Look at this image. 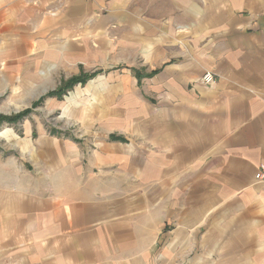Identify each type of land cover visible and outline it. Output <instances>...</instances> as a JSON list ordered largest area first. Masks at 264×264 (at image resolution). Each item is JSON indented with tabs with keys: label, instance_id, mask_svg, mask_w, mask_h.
<instances>
[{
	"label": "crops",
	"instance_id": "0c3cea01",
	"mask_svg": "<svg viewBox=\"0 0 264 264\" xmlns=\"http://www.w3.org/2000/svg\"><path fill=\"white\" fill-rule=\"evenodd\" d=\"M139 50L147 86L136 67L90 65ZM98 70L122 71L106 79L103 116L80 101L81 138L24 140L28 169L0 152V264L254 263L264 0H0V97L31 103Z\"/></svg>",
	"mask_w": 264,
	"mask_h": 264
},
{
	"label": "rangeland",
	"instance_id": "374dc122",
	"mask_svg": "<svg viewBox=\"0 0 264 264\" xmlns=\"http://www.w3.org/2000/svg\"><path fill=\"white\" fill-rule=\"evenodd\" d=\"M164 7L165 11L168 12V8H166V6ZM90 65L92 70H109L111 67L113 68L121 65L136 67L133 69L140 74L141 78L139 77V82L146 86L148 85V80L145 78L150 77L152 73L155 72H150L153 69V66L150 65L149 60L147 61L145 59L142 50H139L137 53L135 52L132 56L123 55V59L118 58L117 60L112 59L111 54L109 53L104 54L97 52V57L91 60ZM127 70L131 71L130 69ZM118 71L102 73V70H98V72H96L97 75L100 74L98 77L95 76V79H90L89 82L86 83L87 85L84 84L83 86H80V84H78L79 86H74L73 89L67 91L62 98L50 97L47 94L55 92L58 88L63 87L64 83L71 78L66 79L65 77H60L57 82L58 87H56L55 90L46 93H36L31 103L17 102L13 98L14 95L10 93L0 97V133L5 129H11L15 134L14 138L0 136V152L2 153V156L5 158L11 157L17 160L20 166L24 165L26 168H29L30 165L26 162L25 156L20 153L19 149L20 143L24 140H27V142L31 144L30 139H35L34 137L38 136L37 134H39L40 131L53 135L57 133V130L61 132H70L72 135L81 138L84 135V132L87 131L81 129L82 127L78 123V120L82 115V109L89 105L83 104L81 106L80 101L86 104L92 103L89 106V109L98 110L97 106L103 105L102 102L103 99H105L104 97L109 95V91H112L110 89L111 86L116 82H107L106 79L108 77L110 78L109 74L117 75ZM121 71L122 70L119 72ZM82 74L84 73H81L80 75ZM140 90H143V86ZM148 91L146 96H148V100L151 104L153 103L151 101H155L157 94L148 93ZM72 96H74L75 101L70 104L67 99ZM113 99L115 98L113 97ZM113 110L119 111V109ZM98 111L100 112L98 115L103 116L102 113L105 109H100ZM257 249L258 257L254 263L252 261V264H264V245H258Z\"/></svg>",
	"mask_w": 264,
	"mask_h": 264
},
{
	"label": "trees",
	"instance_id": "16d2710c",
	"mask_svg": "<svg viewBox=\"0 0 264 264\" xmlns=\"http://www.w3.org/2000/svg\"><path fill=\"white\" fill-rule=\"evenodd\" d=\"M133 71L137 75L138 79L140 80L141 77H140L139 72L135 71L134 69H133ZM96 75H97V73L82 74L78 77L71 78L69 81H66V83H64L63 87H60L55 92L48 93L47 95H49L50 97L62 98L67 93V91L72 90L74 86H76L78 84L84 85L90 79L94 78ZM153 75H154V73H152L151 76H153ZM113 138H115V137H113Z\"/></svg>",
	"mask_w": 264,
	"mask_h": 264
},
{
	"label": "built area",
	"instance_id": "2783aa9c",
	"mask_svg": "<svg viewBox=\"0 0 264 264\" xmlns=\"http://www.w3.org/2000/svg\"><path fill=\"white\" fill-rule=\"evenodd\" d=\"M202 83L211 86L215 84V77L211 72H206L202 77ZM255 178L258 182L264 184V162L260 163L255 174Z\"/></svg>",
	"mask_w": 264,
	"mask_h": 264
}]
</instances>
